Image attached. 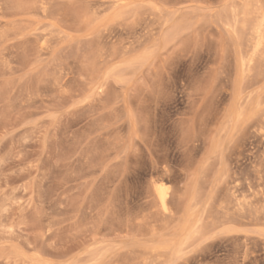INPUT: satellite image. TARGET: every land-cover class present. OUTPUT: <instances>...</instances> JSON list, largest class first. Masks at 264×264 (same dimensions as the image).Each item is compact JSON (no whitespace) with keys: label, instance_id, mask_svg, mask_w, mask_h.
Masks as SVG:
<instances>
[{"label":"rangeland","instance_id":"rangeland-1","mask_svg":"<svg viewBox=\"0 0 264 264\" xmlns=\"http://www.w3.org/2000/svg\"><path fill=\"white\" fill-rule=\"evenodd\" d=\"M260 18L264 0H0V264H264Z\"/></svg>","mask_w":264,"mask_h":264},{"label":"bare ground","instance_id":"bare-ground-1","mask_svg":"<svg viewBox=\"0 0 264 264\" xmlns=\"http://www.w3.org/2000/svg\"><path fill=\"white\" fill-rule=\"evenodd\" d=\"M109 3L112 4V2H109ZM114 3H115V2H114ZM40 4H41V3H40ZM41 5H42V4H41ZM41 5H40V6H41ZM44 6H45V5H44ZM116 6H117V5H116ZM36 7H37V6H36ZM114 7H115V6H114ZM33 8H34V7H33ZM260 9H262V8H260ZM251 10H252V9H251ZM38 11H40V10H38ZM42 11H43V10H42ZM252 11H253V10H252ZM252 13H253V12H252ZM258 13H259V12H258ZM262 13H263V11H262ZM259 14H261V11H260ZM257 15H258V14H257ZM260 17H261V16H260ZM95 19H96V18H95ZM260 20H261V18H260ZM256 24H257V23H256ZM253 25H254V23H253ZM253 27H254V26H253ZM255 28H256V29H255V33H256L255 35L257 36V40L255 39V44H256V43H257V44H256L255 47H253L254 49L252 50V53H251V55H250V58L248 59V62H250V61L253 59V56L258 52L259 47L261 48L260 44H261L262 41L264 40V19H262L260 22H258V24L255 25ZM253 29H254V28H253ZM102 31H103V30H102ZM104 31H105V30H104ZM107 32H108V31H107ZM107 32H106V33H107ZM109 33H110V31H109ZM48 34H49V33H48ZM99 36H100V35H99ZM255 38H256V37H255ZM132 41H133V40H132ZM132 41H131V42H132ZM256 41H257V42H256ZM113 43H114V42H113ZM129 43H130V42H129ZM132 43H133V42H132ZM42 44H43V43H42ZM113 45H114V44H113ZM125 46H126V44H125ZM123 47H124V46H123ZM262 47H263V45H262ZM44 48H45V47H44ZM46 48H47V47H46ZM127 48H128V47H127ZM134 48H135V47H134ZM251 49H252V48H251ZM251 49H250V51H251ZM123 50H124V49H123ZM112 51H113V49H112ZM260 51H261V49H260ZM260 51H259V52H260ZM126 52H127V50H126ZM127 53H128V52H127ZM240 53H241V52H240ZM249 53H250V52H249ZM102 54H103V53H102ZM244 55L247 56L248 54H247V55H246V54H242V57H243ZM101 56H102V55H101ZM110 56H111V55H110ZM239 56H240V55H239ZM245 56H244V59H245ZM104 59H105V58H104ZM239 59H240V58H239ZM244 59L242 58V61H241V68H243L242 66L245 67V65H246V60H244ZM99 63H100V62H99ZM246 66H247V65H246ZM236 107H237V106H236ZM235 109H236V108H235ZM237 109H238V108H237ZM233 112H234V111H233ZM233 112H232V113H233ZM236 112H237V111H236ZM233 114H234V113H233ZM235 114H236V113H235ZM235 114H234V115H235ZM238 114H239V113H238ZM236 117H237V116H236ZM236 117H235V118H236ZM192 136H193V135H192ZM194 137H195V136H194ZM191 138H192V137H191ZM188 140H189V139H188ZM197 140H198V138H197ZM186 143H187V142H186ZM189 143H190V142H189ZM192 144H193V142H192ZM188 145H189V144H188ZM153 153H154V152H153ZM150 155H152V154H150ZM152 157H153V156H152ZM153 158H154V157H153ZM151 159H152V158H151ZM154 160H155V159H154ZM164 161H165V160H164ZM166 162H167V161H166ZM227 188H228V187H227ZM233 189H234V188H233ZM233 189H232V190H233ZM155 190H156V193H157L158 199L160 200V203H161L163 206H166V204H167V203H166V202H167V198H166V189L164 188V185H163V184H158V185H156ZM227 192H228V191H227ZM227 192H226V193H227ZM231 193H233V192H231ZM228 194H229V192H228ZM230 195H232V194H230ZM231 197L233 198V196H231ZM234 198H235V197H234ZM193 199H194V198H193ZM221 200H222V199H221ZM194 201H195V200H194ZM223 201H224V200H223ZM220 202H221V201H220ZM161 204H160V205H161ZM168 204H169V203H168ZM172 204H173V203H172ZM193 204H194V203H193ZM221 205H222V204H221ZM225 205H226V204H225ZM189 206H191V205H189ZM226 206H227V205H226ZM226 206H225V207H226ZM178 207H180V206H178ZM178 207L176 206L177 209H178ZM227 207H228V206H227ZM163 208H164V207H163ZM192 208H193V207H192ZM192 208H191V211H192ZM223 208H224V207H223ZM240 208H241V206L239 207V209H240ZM242 208H243V207H242ZM187 209H188V208H187ZM242 210H243V209H242ZM258 210H259V209H258ZM163 211H165V210H163ZM166 211H167V210H166ZM177 211H178V210H177ZM187 211H188V210H187ZM225 211H226V210H225ZM240 211H241V210H240ZM240 211H239V212H240ZM161 212H162V210H161ZM229 212H230V211H229ZM243 212H244V211H243ZM174 213H175V212H174ZM174 213H173V214H174ZM182 213H183V212H182ZM220 213H221V212H220ZM164 214H165V215H163V212H162V215L164 216V217H163V216L161 215V216L163 217V220H162V218L160 217V214H157V215L155 214L156 217L159 215V217L161 218V219H158V218H157L158 220H161L160 223H159L160 226L163 225V223L165 222L164 220H168V221L170 222V220H173V219L175 220V219H176V218H173L174 216H173V217H171V216H170V217H169V216H166V215H167V212L164 213ZM221 214H222V213H221ZM238 214L240 215L241 212L238 213ZM169 215H170V214H169ZM171 215H172V214H171ZM175 215H176V214H175ZM224 215H225V214H224ZM241 215H242V214H241ZM193 216H194V215H193ZM229 216H230V215H229ZM257 216H258V215H257ZM178 217H179V215H178ZM225 217H227V215H226ZM193 218H194V217H193ZM222 218H223V217H222ZM255 218H257V217H255ZM155 219H156V218H155ZM225 219H226V218H225ZM229 219H230V218H229ZM158 220H157V221H158ZM174 220H173V222H174ZM176 220H177V219H176ZM162 221H164V222L162 223ZM221 221H224V220L221 219ZM225 221H226V220H225ZM158 222H159V221H158ZM153 223H154V222H153ZM161 223H162V224H161ZM170 223H171V222H170ZM170 223H169V224H170ZM175 223H176V222H175ZM219 223H220V222H219ZM221 223H222V222H221ZM224 223H225V222H224ZM157 224H158V223H157ZM148 225H149V224H148ZM164 225H165V223H164ZM164 225H163V227H164ZM152 226H153V225H152ZM158 227H159V226H158ZM161 227H162V226H161ZM192 227H193V221H192V218H191V216H188V217L184 220L182 226L180 227V233H181V234H184V233H186V232H189L190 228H192ZM146 229H147V227H146ZM165 229H166V228H165ZM157 231H158V230H157ZM190 232H191V231H190ZM155 234H156V233H155ZM159 234H160V232H159ZM148 235H149V234H148ZM152 235H153V234H152ZM179 235H180V234H179ZM179 237H180V236H179ZM177 239H178V238H177ZM178 240H179V239H178ZM185 240H186V239H185ZM185 240H184V241H185ZM182 241H183V240H182ZM182 241H181V242H182ZM184 241H183V242H184ZM161 242H163V241H160V243H161ZM164 242H165V241H164ZM183 242H182V243H183ZM157 243H159V242L157 241ZM177 243H178V242H177ZM162 244H163V243H162ZM162 244H161V245H162ZM141 245H142V244H141ZM153 245H154V244H153ZM155 245H156V244H155ZM155 245H154V246H155ZM161 245H160V246H161ZM166 245H167V244H166ZM180 245H181V244H180ZM180 245H179V246H180ZM151 247H152V246H151ZM157 247H158V245H157ZM163 247H164V245H163ZM77 248H78V247H77ZM158 248H161V249H162V247H158ZM180 248H181V247H180ZM161 249H160V252H163L164 250L161 251ZM163 249H164V248H163ZM171 249H172V248H171ZM155 250H156V249H155ZM158 250H159V249H158ZM69 251H70V250H69ZM132 251H133V250H132ZM132 251H131V252H132ZM134 251H136V250H134ZM134 251H133V253H135ZM136 252H137V251H136ZM138 252H139V251H138ZM142 252H143V251H142ZM144 252H145V251H144ZM144 252H143V253H144ZM147 252H148V251H147ZM150 252H151V251H150ZM150 252H149V253H150ZM157 252H158V251H157ZM157 252H156V253H157ZM160 252H159V253H160ZM167 252H168V249H167L166 253H167ZM133 253H132V254H133ZM164 253H165V252H164ZM164 253H163V254H164ZM151 254H152V253H151ZM128 255H129V254H128ZM142 255H143V254H142ZM140 256H141V255H140ZM150 256H151V255H150ZM164 256H165V254H164ZM153 257H154V256H153ZM153 257H152V258H153ZM167 257H168V256H167ZM167 257H166V258H167ZM155 258H156V257H155ZM123 259H124V258H123ZM161 259H162V258H161ZM148 261H150V260L148 259ZM148 261H147V263H148ZM156 261H158V260H156ZM166 261H167V260H166ZM123 262H126V260H124ZM142 262H143V260H142ZM150 262L152 263V261H150ZM150 262H149V263H150ZM151 263H150V264H151ZM153 263H154V262H153ZM161 263H162V262H161ZM95 264H96V263H95ZM112 264H113V263H112ZM158 264H160V263H158Z\"/></svg>","mask_w":264,"mask_h":264}]
</instances>
